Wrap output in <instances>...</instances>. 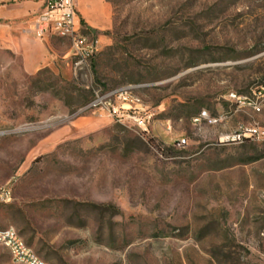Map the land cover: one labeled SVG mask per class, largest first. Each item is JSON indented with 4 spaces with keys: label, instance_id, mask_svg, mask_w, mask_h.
Returning a JSON list of instances; mask_svg holds the SVG:
<instances>
[{
    "label": "rangeland",
    "instance_id": "rangeland-1",
    "mask_svg": "<svg viewBox=\"0 0 264 264\" xmlns=\"http://www.w3.org/2000/svg\"><path fill=\"white\" fill-rule=\"evenodd\" d=\"M74 4L85 59L29 25V72L19 5L0 26V229L49 264H264V135L227 140L264 132V0Z\"/></svg>",
    "mask_w": 264,
    "mask_h": 264
},
{
    "label": "built area",
    "instance_id": "built-area-1",
    "mask_svg": "<svg viewBox=\"0 0 264 264\" xmlns=\"http://www.w3.org/2000/svg\"><path fill=\"white\" fill-rule=\"evenodd\" d=\"M47 9L39 15L34 24L33 30L38 38H45L48 35L67 37L72 43V53L76 57L88 58L97 52V43L91 41L85 33L82 22L77 13L74 0H45ZM100 104L99 100L94 101V107ZM203 113L195 117L194 121L199 122L206 116ZM264 132L259 128L246 127L237 134L228 137V141H244L249 138H260ZM186 139L178 141V146H184ZM0 245L9 250L14 263L17 264H49L41 259L13 228L0 229Z\"/></svg>",
    "mask_w": 264,
    "mask_h": 264
},
{
    "label": "crops",
    "instance_id": "crops-1",
    "mask_svg": "<svg viewBox=\"0 0 264 264\" xmlns=\"http://www.w3.org/2000/svg\"><path fill=\"white\" fill-rule=\"evenodd\" d=\"M17 5L20 6L18 8L24 16V56L26 61H29L27 71L35 72L44 66L41 62L43 57L40 53L32 52L28 49L30 35L28 34V30L29 25L33 30V24L36 18L46 11L47 4L45 0H0V19L2 20L0 23L1 27L6 26L7 21L15 15L14 11L17 10ZM77 10L80 11L79 9ZM79 18L81 20L80 15Z\"/></svg>",
    "mask_w": 264,
    "mask_h": 264
},
{
    "label": "bare ground",
    "instance_id": "bare-ground-1",
    "mask_svg": "<svg viewBox=\"0 0 264 264\" xmlns=\"http://www.w3.org/2000/svg\"><path fill=\"white\" fill-rule=\"evenodd\" d=\"M255 109H256V108H255ZM257 110L259 111L260 108H257ZM202 114H203V113H202ZM202 114H201V115H202ZM193 122H195L194 119H193ZM195 123H196V122H195ZM252 128H256V127H252ZM240 131H241V130H240ZM240 131H239V132H240ZM239 132H238V133H239Z\"/></svg>",
    "mask_w": 264,
    "mask_h": 264
},
{
    "label": "trees",
    "instance_id": "trees-1",
    "mask_svg": "<svg viewBox=\"0 0 264 264\" xmlns=\"http://www.w3.org/2000/svg\"><path fill=\"white\" fill-rule=\"evenodd\" d=\"M81 22H82V24H83V25H85V23H84V21H83V20H81Z\"/></svg>",
    "mask_w": 264,
    "mask_h": 264
}]
</instances>
